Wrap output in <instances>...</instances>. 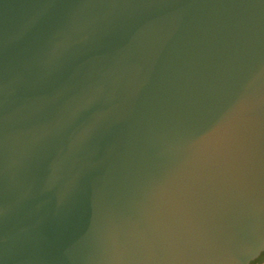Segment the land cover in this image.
<instances>
[{
  "label": "water",
  "instance_id": "obj_1",
  "mask_svg": "<svg viewBox=\"0 0 264 264\" xmlns=\"http://www.w3.org/2000/svg\"><path fill=\"white\" fill-rule=\"evenodd\" d=\"M263 250L264 0H0V264Z\"/></svg>",
  "mask_w": 264,
  "mask_h": 264
},
{
  "label": "flooded vegetation",
  "instance_id": "obj_2",
  "mask_svg": "<svg viewBox=\"0 0 264 264\" xmlns=\"http://www.w3.org/2000/svg\"><path fill=\"white\" fill-rule=\"evenodd\" d=\"M250 264H264V250L256 259L251 261Z\"/></svg>",
  "mask_w": 264,
  "mask_h": 264
}]
</instances>
